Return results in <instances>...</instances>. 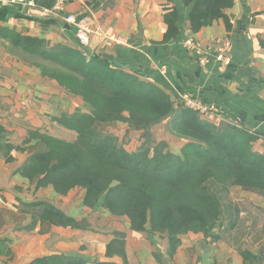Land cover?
I'll list each match as a JSON object with an SVG mask.
<instances>
[{
	"label": "crops",
	"instance_id": "0c3cea01",
	"mask_svg": "<svg viewBox=\"0 0 264 264\" xmlns=\"http://www.w3.org/2000/svg\"><path fill=\"white\" fill-rule=\"evenodd\" d=\"M59 3H0V240L4 241L0 264H30L47 256L82 258L86 264H124L121 256L106 254L117 232L125 235L129 264H245L242 250L254 255L264 253V238L241 247L240 239L230 238L228 230L218 227L209 236L182 234L171 255L166 236L134 231L127 217L114 216L100 204L94 209L85 206L83 190L60 195L52 186L37 187L19 172L32 152L23 147L22 152L10 153L3 147L7 141H24L30 125L43 124L42 93H52L50 106L54 111L72 105L69 97L56 91V82L42 77L38 68L13 58L11 51L22 52V48L13 46L4 33L11 30L43 38L49 46L65 43L69 41L68 32L75 36L65 21L71 14L91 22L94 32L86 47L90 53L147 74L145 78L167 92L177 107L185 106L186 95L198 103L214 105L215 110L201 114L203 118L217 125H237L258 135V143L264 144V0H235L226 11L229 26L222 18L197 33L189 30L191 8L182 0H67L62 7ZM173 8L179 12V32L166 38L165 14ZM189 35L205 45L228 39L231 64L224 67L212 58L208 66H202L194 51L185 46ZM25 94L28 108L23 105ZM11 107L13 116L8 111ZM83 107L79 109L90 110L87 105ZM173 151L178 153L180 149ZM59 199L64 206L55 203ZM40 201L60 206L78 220H87L89 227H42L40 222L34 226L31 211L24 209Z\"/></svg>",
	"mask_w": 264,
	"mask_h": 264
},
{
	"label": "trees",
	"instance_id": "16d2710c",
	"mask_svg": "<svg viewBox=\"0 0 264 264\" xmlns=\"http://www.w3.org/2000/svg\"><path fill=\"white\" fill-rule=\"evenodd\" d=\"M182 1L191 8L188 26L192 33L222 18L229 26L226 11L235 0ZM178 14L177 8L165 14L166 38L179 32ZM4 36L22 48L21 54L40 67L42 75L81 97L90 108L60 119L76 133L71 140L28 131L26 141L36 140L37 150L19 172L37 187L52 186L60 195L81 189L84 204L90 208L103 200L104 209L127 217L132 230L166 236L171 255L182 234H213L222 214V192L240 186L264 193V153L254 149L258 135L237 125L214 124L195 109L175 106L167 92L145 78L147 74L90 53L70 32L68 42L51 46L43 38L11 30ZM165 119L172 134L186 141L180 155L165 151V143L148 146L153 125ZM111 120L143 132L145 140L138 151H126L100 131V125ZM3 146L7 152L14 147ZM24 210L31 211L34 226L40 222L48 227H89L87 220L75 219L51 202L28 204ZM3 244L0 240V253ZM7 252L11 254L8 248ZM106 254L119 255L129 264L123 232L108 243ZM241 254L245 264L264 263L263 252L254 255L242 250ZM30 264L86 263L82 258L47 256Z\"/></svg>",
	"mask_w": 264,
	"mask_h": 264
},
{
	"label": "rangeland",
	"instance_id": "374dc122",
	"mask_svg": "<svg viewBox=\"0 0 264 264\" xmlns=\"http://www.w3.org/2000/svg\"><path fill=\"white\" fill-rule=\"evenodd\" d=\"M10 54H12L13 58H16L18 62L21 63L24 62L26 63V65L38 68L42 75V71L40 67L33 64L32 61L24 57L21 54V52L16 53L15 51L14 52L11 51ZM9 64H12V61H9ZM42 77L48 78L44 75H42ZM48 80L54 81L58 84L55 85L58 88L56 91L58 93L63 94L66 97H69V99L72 102V105L66 108L61 107L59 110L54 111L52 109V106H50V104L53 103V97L51 96L52 93H48V94L42 93L45 95L43 96L41 95V97L39 98L40 105L43 107V108L41 107L42 110L40 114L43 115L42 117L44 118L45 121L43 122L42 125L39 126L30 125L28 130L30 129L38 130L41 131L42 133L48 132L49 134L55 135L59 138L71 140L73 139V137L76 136V133L63 126L60 119L63 117V115H71L79 108L81 109L84 108L83 105L86 106L87 104H85V102L82 100L81 97L76 96L70 93L69 91H67L66 89L62 88L56 80L51 78H48ZM58 86L62 89H60ZM27 93L28 92H26V94ZM27 102H29V99L26 95L23 103L24 108L29 107V103ZM12 110H14L12 107L8 109L10 114L13 116L14 112H12ZM85 110L89 111L87 109ZM85 110L83 109V111ZM15 112L17 113L18 111ZM168 122L169 119H165L153 125L151 129V137L148 146L152 147L155 144L165 143V147H164L165 151L169 150L175 154L180 155L182 153V147L184 146L186 141H184L183 139H179L178 137L172 134L169 128L170 123ZM99 129L102 133L111 135L114 138L117 146L124 148L128 152L138 151L140 149V146L143 144L145 140L143 136V132L141 130L139 131L135 130L128 123L121 120H113V121L111 120L108 122H104L102 125H100ZM27 138L28 136L24 139V141L23 140L21 142L16 141V143L7 141L6 145L10 144L14 146L10 148V153L13 150L22 152L23 150L22 147L28 150L29 153L31 152L33 153V151L37 150L34 143V141L36 140L31 141L28 139L26 141ZM16 145L20 146L21 149L19 147L16 148L15 147ZM179 149L180 151L178 153L173 151ZM254 149L259 152L260 150L264 151V144L260 145L258 141H256L254 143ZM5 156L7 158L10 155H5ZM72 192L73 195L76 193V191H72ZM220 196L222 203V214L219 217V222L216 228L224 227V229L228 230L231 236L230 238L235 239L237 241L238 239H240L239 242L241 247L245 246L246 243L255 244L262 241L264 238V193H261L257 190L244 189L240 186H231L227 191L222 192V195ZM55 203L61 206H64L65 204L63 199H59ZM99 204H100V208L102 210H105L104 207L102 206L103 200L98 201V203L91 209H94L95 207L99 206Z\"/></svg>",
	"mask_w": 264,
	"mask_h": 264
},
{
	"label": "built area",
	"instance_id": "2783aa9c",
	"mask_svg": "<svg viewBox=\"0 0 264 264\" xmlns=\"http://www.w3.org/2000/svg\"><path fill=\"white\" fill-rule=\"evenodd\" d=\"M24 1L25 0H0V3L13 5ZM66 1L67 0H60L59 5L62 7ZM65 21L67 22V25H70L74 29L75 36L79 42L87 47L91 41V34L94 32L90 20L87 17H77L71 14L66 16ZM185 46L194 51L202 66H208L211 63L212 58L224 67L230 65L232 62L230 41L228 39H220L211 45H205L194 38L193 35H189L185 41ZM184 104L186 107L195 109L203 115H207L208 112L215 110L214 105L198 103L190 95L185 96Z\"/></svg>",
	"mask_w": 264,
	"mask_h": 264
}]
</instances>
